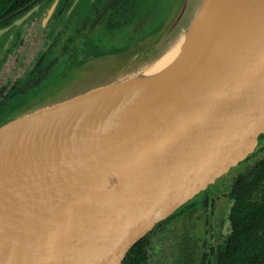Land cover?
Listing matches in <instances>:
<instances>
[{"label": "water", "instance_id": "water-1", "mask_svg": "<svg viewBox=\"0 0 264 264\" xmlns=\"http://www.w3.org/2000/svg\"><path fill=\"white\" fill-rule=\"evenodd\" d=\"M161 28L0 120V264H123L264 147V0H149Z\"/></svg>", "mask_w": 264, "mask_h": 264}, {"label": "flooded vegetation", "instance_id": "flooded-vegetation-1", "mask_svg": "<svg viewBox=\"0 0 264 264\" xmlns=\"http://www.w3.org/2000/svg\"><path fill=\"white\" fill-rule=\"evenodd\" d=\"M164 21L165 13L149 0H19L0 17V120L51 79L67 76L80 62L132 42L145 31L158 30ZM258 152L253 156L264 155V147ZM236 174L179 214L178 226L185 233L178 239L186 261L193 259V246H200L205 254L197 264L215 263L212 250L229 234L224 203ZM150 236L143 239L148 252Z\"/></svg>", "mask_w": 264, "mask_h": 264}, {"label": "trees", "instance_id": "trees-1", "mask_svg": "<svg viewBox=\"0 0 264 264\" xmlns=\"http://www.w3.org/2000/svg\"><path fill=\"white\" fill-rule=\"evenodd\" d=\"M18 1L0 0V17L14 9ZM230 190L227 217L229 234L218 249H210L215 255L214 264H264V159L251 169L237 172L231 180ZM202 197L204 194L201 199ZM179 214L173 219L178 220ZM169 221L170 219L161 223L150 235L156 234L158 230L170 223ZM180 228L170 232L174 241L179 238L177 230ZM184 233L183 231L182 234ZM143 241L130 251L123 264H150V258L154 253L148 252L149 250L143 246L145 242ZM199 247L193 246V259H188L186 264H197L200 254H205L203 248L200 250ZM179 248L184 250L183 245ZM153 251L156 252V250ZM181 256L183 255L180 254L179 257ZM182 259L179 258V262L176 261L175 264H180Z\"/></svg>", "mask_w": 264, "mask_h": 264}, {"label": "rangeland", "instance_id": "rangeland-1", "mask_svg": "<svg viewBox=\"0 0 264 264\" xmlns=\"http://www.w3.org/2000/svg\"><path fill=\"white\" fill-rule=\"evenodd\" d=\"M145 32H147V31H145ZM145 32H143V33H145ZM143 33H141V34H143ZM93 57H97V56L95 55ZM59 78H62V77L61 76L55 77L56 80ZM262 156H264V155H262ZM262 156L260 154H258L257 157L252 156L253 159L250 158L247 161L243 162V164H241L239 166L240 171H243L244 169L248 168L249 166H251L256 161H258V160L260 161L261 159H263L264 157H262ZM216 202L218 204H220V202L218 201V198H217ZM222 202L224 203L225 201H222ZM228 207H229V204L227 202L224 203V208L228 209ZM225 214H226V212H225ZM178 222H181V220L178 219V220H175V222L168 223L166 226H164L163 228L158 230V232H156V234L150 236V239L148 242V244H150V251H151L150 253L151 254L154 253V255H152L150 258V264H172V262L175 264L176 261L179 262V260H178L179 258H183L181 263L185 264V262H186L185 256L179 257L180 254L184 255L183 254L184 251L179 248V246L182 245L181 244L182 241L180 239L174 241L171 234H170L171 231L180 228L178 226V224H179ZM177 231H178V234L181 235L182 231H184L183 226H181L180 230H177ZM153 250H156V252Z\"/></svg>", "mask_w": 264, "mask_h": 264}]
</instances>
